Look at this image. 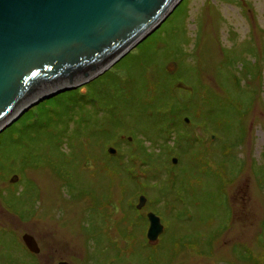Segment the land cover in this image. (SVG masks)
<instances>
[{"label": "rangeland", "instance_id": "1", "mask_svg": "<svg viewBox=\"0 0 264 264\" xmlns=\"http://www.w3.org/2000/svg\"><path fill=\"white\" fill-rule=\"evenodd\" d=\"M108 71L117 113L65 98L0 134V264H37L8 216L96 264H264V0H182Z\"/></svg>", "mask_w": 264, "mask_h": 264}, {"label": "water", "instance_id": "2", "mask_svg": "<svg viewBox=\"0 0 264 264\" xmlns=\"http://www.w3.org/2000/svg\"><path fill=\"white\" fill-rule=\"evenodd\" d=\"M181 1L0 0V134L39 103L103 75ZM177 68L175 62L165 67L170 75ZM179 89L192 92L183 82L172 91ZM145 203L140 196L136 208ZM147 218V238L154 243L163 225L153 212Z\"/></svg>", "mask_w": 264, "mask_h": 264}, {"label": "flooded vegetation", "instance_id": "3", "mask_svg": "<svg viewBox=\"0 0 264 264\" xmlns=\"http://www.w3.org/2000/svg\"><path fill=\"white\" fill-rule=\"evenodd\" d=\"M138 211L142 213V216L146 220L145 231L147 241L150 244L156 243L158 239L156 242L151 243L147 238V230L149 226L147 213L153 211L150 209L146 211L145 209H138ZM0 214L3 216L10 215L4 207L0 209ZM8 217L11 218L10 222L7 221L11 226L10 230H20L19 237L21 238L24 247L30 252L33 261L34 258L36 259L37 264H96L91 261V258L85 261L83 253L81 252L80 244L50 241V239L47 238V236L50 235V232L49 229L45 227L46 224L34 222L33 226L20 221L16 216H14L15 219L11 216ZM1 228L4 229L3 226H1ZM26 242H28L30 246H27ZM104 264H112V260H106Z\"/></svg>", "mask_w": 264, "mask_h": 264}, {"label": "trees", "instance_id": "4", "mask_svg": "<svg viewBox=\"0 0 264 264\" xmlns=\"http://www.w3.org/2000/svg\"><path fill=\"white\" fill-rule=\"evenodd\" d=\"M178 69H179V65H178ZM110 76H112V75L109 74V71H106L103 75L99 76L98 78H96L95 80H93L89 84H87L85 86V89L88 91V93H90L89 97L87 95H85L83 93V91H81V89L84 88V87L63 92V93L58 94L57 96H55L54 98H52V99H50L48 101L45 100V101L39 103L37 106H35L34 108L30 109L22 117H20V119L17 120L16 123L20 122L22 120V123L24 125V129L27 128L28 126H31L32 125V121H34L33 119L35 118L34 110L35 109H37L39 111H40V109H46L47 110V105L49 103L50 104L60 105L63 108H68L66 106L67 102H65V98H67L68 101L71 100L73 102L72 108H77V106H80L81 104H83V105H88V104L93 105V104H91L90 101H88L87 98H91L94 95H96V97H98L100 103L103 106H106V107L110 108L109 112H107L105 114H115V113H117L118 107H119V105H117L115 100L122 98L121 96H123V95H122V91L118 93V91L116 89H115V92H113V94H111V92L113 90V86L116 87L117 84L115 82H113L114 79L113 80H108L110 78ZM113 78H114V76H113ZM112 84H114V85H112ZM170 91H171V93L173 95V98L175 100H177L176 96H174V94L172 92V88L171 87H170ZM93 110L96 113H98V114L100 112L99 109H97V108H95ZM36 117H37V115H36ZM83 118H84V116L82 117V119ZM30 119H31V123H29ZM92 123H93V121H92ZM15 124L14 123L12 124L14 126V128H15Z\"/></svg>", "mask_w": 264, "mask_h": 264}]
</instances>
